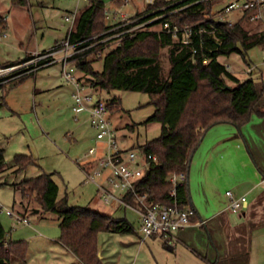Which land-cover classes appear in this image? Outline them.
I'll use <instances>...</instances> for the list:
<instances>
[{
	"label": "trees",
	"instance_id": "1",
	"mask_svg": "<svg viewBox=\"0 0 264 264\" xmlns=\"http://www.w3.org/2000/svg\"><path fill=\"white\" fill-rule=\"evenodd\" d=\"M122 1L117 0V3L122 4ZM194 1L155 0L146 6L143 13L155 12L153 16L167 13L165 17L150 23L146 30L139 31L135 36L124 38L101 58L82 59L78 65L92 89L108 93L116 90L138 91L150 96L155 112L148 122L159 123L162 129L158 138L138 146L147 154L157 156V162L147 169L137 184V191L147 194L150 203L171 205L174 197L170 194L172 183L168 176L174 171L185 172L186 182L178 187L177 200L181 208L190 206L194 210L191 221H196L198 217L192 205L189 175L192 159L203 137L219 124H231L241 131L254 115L264 117L263 77L241 79L218 59L237 54L247 62L251 49L264 46V31L250 33L245 28V23H249L243 20L245 17L234 18L233 25L214 21L213 16L222 10L217 7L222 2L220 0H206L180 9ZM86 2L70 32L72 43L103 35L112 25L108 23L104 0ZM12 3L26 6L29 2L12 0ZM210 22L218 26L216 34L220 41L206 33H196L192 43L183 44L171 34L154 29L157 25L162 28L165 23L172 28L194 24L209 28ZM7 29V20L0 16V34ZM162 49H167V69L161 62ZM27 58L1 67L14 66ZM99 60L104 61L101 72L94 66ZM26 77L28 75L19 78L14 85ZM227 80L232 81L230 88L227 87ZM2 86L6 88V85ZM114 101L115 104L109 106L111 112L120 108L119 99ZM129 129L134 130L135 126H129ZM14 164V172L21 173L36 165L37 158L32 154H18L14 157ZM4 170H8V163L5 150L0 148V172ZM54 175L42 173L15 184L20 206L25 210L37 206L44 213L57 214L60 218V241L83 264H103L98 256V234L136 233L134 225L126 217L117 218L88 207L69 205L67 195L60 197ZM126 200L134 206L139 205L132 193L126 195ZM26 256L27 243L8 240L0 221V264L24 261Z\"/></svg>",
	"mask_w": 264,
	"mask_h": 264
},
{
	"label": "rangeland",
	"instance_id": "2",
	"mask_svg": "<svg viewBox=\"0 0 264 264\" xmlns=\"http://www.w3.org/2000/svg\"><path fill=\"white\" fill-rule=\"evenodd\" d=\"M28 2L26 6H18L14 5L12 0H0V16L7 17L8 20L5 35L0 34V60L17 56L19 48L23 45L32 48L39 46L40 49L46 50L51 48L56 40L64 38L71 29L72 24L66 21L65 14L76 8L80 14L87 4L83 0H28ZM104 2L111 17L121 19L119 12H114L113 8L115 5L122 6L123 1L122 4H118L117 0H104ZM133 4H137L136 8L142 12L146 8L142 0H134ZM124 10L134 13L132 7H126ZM237 16L238 14L234 13L228 15L227 19ZM243 20L249 21L245 23V28L250 33L264 31V18L259 24L247 18ZM112 21L114 19L110 18L108 23ZM154 29L160 31L161 27L157 25ZM115 45L110 46L107 51ZM248 55L247 62L237 54L229 57L221 56L220 61L229 65L234 71L232 73L241 79L248 78L246 73L248 67L258 64L253 77L262 76L264 79V67L261 65L264 46L254 47ZM103 62L99 60L94 63L97 71L103 70ZM161 62L166 69L169 67L167 49H162ZM21 67L23 66H16V69ZM61 68V65L54 64L39 71L37 77L28 76L13 87L10 86L18 82L19 78L5 83L7 92L4 99L0 90V148L5 150L8 162V170L0 172V204L3 205L0 210V220L13 239L25 236L29 228L21 226L22 228L11 229L12 226L17 227V224L13 225L8 211L13 210L14 207L18 209L21 207L15 184L42 173H53L55 181L60 186V195L67 194L69 205L88 207L117 218L126 217L134 225L137 233L139 220L136 211L130 208H113L104 204L96 185L86 182L80 164H86L87 152L95 145L91 140L94 131L86 122L87 115L84 113L81 115L82 120L75 122L71 109L73 88L63 77ZM78 74L86 79L81 72ZM227 82L232 85V81L227 80ZM35 87L38 90L37 94H34ZM114 95L120 101V108L110 113V119L119 131L122 147H138L161 135V124L148 122L155 112V106L150 102L147 93L123 90L102 92L104 99H110ZM4 100L6 105L3 103ZM129 126H135V129L130 130ZM18 154H32L37 158V164L21 173H15L14 157ZM116 194L120 195L121 191H116ZM93 197H96L94 202ZM27 213L32 221L37 220L30 210ZM43 224H47L51 229L53 227L58 229L53 221H46ZM116 238H121V235H117ZM104 242L107 246L118 244V240ZM255 248L257 249L252 252L250 264H264L263 249L261 251L257 243ZM135 264H144L143 254H140Z\"/></svg>",
	"mask_w": 264,
	"mask_h": 264
},
{
	"label": "crops",
	"instance_id": "3",
	"mask_svg": "<svg viewBox=\"0 0 264 264\" xmlns=\"http://www.w3.org/2000/svg\"><path fill=\"white\" fill-rule=\"evenodd\" d=\"M133 1L131 0V3L124 7L115 5L114 12L125 11L126 7H132L134 13L140 11ZM142 2L146 5L145 0ZM72 13H76L77 17L78 9L68 11L65 14V19ZM4 18L7 20V17ZM110 18L114 19L111 15ZM73 27L74 25L67 31L64 38L56 40L54 45L66 39ZM36 50L45 51L46 49H40L39 46L32 48L23 45L19 48L17 56L2 58L0 66L25 59ZM218 59L220 61V57ZM58 64L61 65L60 63L55 65ZM52 66L54 65L49 67ZM229 70L234 72L230 67ZM39 71L28 76L37 77ZM13 86L14 84L10 87ZM3 88L0 87V90L4 99L7 88L4 90ZM72 88L73 93L74 85ZM34 92L37 94V87ZM3 103L6 105L5 100ZM81 115L79 114V119L76 120L74 113L75 122L82 120ZM86 122L91 127L88 116ZM93 131L91 140L96 144L95 130L93 129ZM263 177L264 117L254 115L241 131L231 124L216 125L203 137L192 159L189 181L192 205L198 219L178 231L177 244L170 246L158 236L144 240L139 228L137 233L129 234L100 232L98 234V256L103 264H135L140 258V254H143L144 264H250L252 252L257 249L255 248L256 243L261 247V251L262 249L264 251V187L260 184ZM86 182L89 181L86 180ZM228 191H232L236 197L246 195L248 198L246 206L237 212L232 211L229 206ZM98 192L102 198L101 192L99 190ZM66 195H60V197ZM95 198L93 197V202ZM111 207L119 208L120 206ZM35 209H38V212ZM29 210L36 217L35 222L27 213ZM29 210L14 207L13 210L8 211L13 225L17 224V227L12 226L11 229L29 228L25 236L22 235L15 239L7 233V239L10 241L27 243L26 259L24 261L13 260L10 264H83L60 241L59 216L54 213H44L39 207ZM18 216L27 218L29 223H24ZM138 220L140 227L139 215ZM46 221L55 222L58 229L54 227L51 229L47 224H43ZM2 226L4 227L3 224ZM117 235H121V238H116ZM116 240H118V244L115 246L104 244V241L114 242Z\"/></svg>",
	"mask_w": 264,
	"mask_h": 264
},
{
	"label": "built area",
	"instance_id": "4",
	"mask_svg": "<svg viewBox=\"0 0 264 264\" xmlns=\"http://www.w3.org/2000/svg\"><path fill=\"white\" fill-rule=\"evenodd\" d=\"M145 1L146 6H148L153 4L155 0ZM203 1L206 0H196L180 9L200 4ZM220 1L222 2L217 7L222 10L213 16V20L216 22H227L229 25H233L235 23L234 18L227 19V16L234 13L238 14L236 18L246 17L255 22L264 18V0ZM130 3L131 0H123L122 6H127ZM107 14L109 18V11ZM119 14L121 19L118 20L117 17H114L116 20L103 35L72 43L69 33L66 39L56 43L52 48L45 51H34L19 65L0 66V85L27 74H36L43 68L60 63L63 77L75 88L72 93V110L76 115L75 119H79V114L86 113L91 127L95 130L96 144L89 148L86 164L81 165L86 180L96 185L107 205L130 208L136 211L140 217L139 230L142 239L158 236L166 244L175 246L178 242V231L191 224V216L194 214V210L190 206L181 208L177 200V189L186 182V173L174 171L168 176L172 183L170 194L174 197V202L171 205L150 203L147 200V194H139L137 184L147 169L157 162V156L147 154L139 147L123 148L121 146L119 131L110 119L111 111L109 109L110 105L115 104L114 99L118 97L114 95L110 99H104L102 92L92 89L85 78L78 74L81 72L78 65L82 59L95 60L101 58L110 46L119 45L124 38L135 36L139 31L146 30L150 23L167 15L165 13L153 16L155 12L143 13L142 11L130 14L123 10H120ZM151 16L153 17L150 18ZM66 19L74 25L76 13L68 15ZM197 26L200 25L172 28L169 23H165L158 32L169 33L183 44L192 43L196 33H206L216 41H220L216 34L218 26L214 22H210L209 28L200 26L199 29H196ZM3 34L5 35V33ZM201 44L203 45V41ZM261 65L264 67V57ZM16 66L23 67L16 69ZM226 66L229 69V65ZM258 66L256 64L246 69L248 78L253 77V72ZM260 184L264 187V177ZM116 191H121V194L117 195ZM128 193L135 196L139 203L138 206H134L126 200ZM227 195L230 198L229 206L234 212L241 210L248 202L246 195L236 197L232 191H228ZM18 218L24 223H29L25 217L18 216Z\"/></svg>",
	"mask_w": 264,
	"mask_h": 264
},
{
	"label": "water",
	"instance_id": "5",
	"mask_svg": "<svg viewBox=\"0 0 264 264\" xmlns=\"http://www.w3.org/2000/svg\"><path fill=\"white\" fill-rule=\"evenodd\" d=\"M223 23H224V22H223ZM227 87L230 88V85H228ZM35 210H36V212H38V209H35Z\"/></svg>",
	"mask_w": 264,
	"mask_h": 264
}]
</instances>
